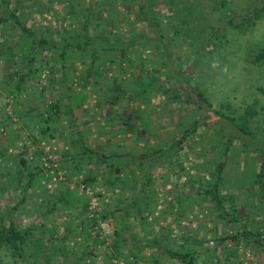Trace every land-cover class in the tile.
Listing matches in <instances>:
<instances>
[{
    "label": "rangeland",
    "instance_id": "obj_1",
    "mask_svg": "<svg viewBox=\"0 0 264 264\" xmlns=\"http://www.w3.org/2000/svg\"><path fill=\"white\" fill-rule=\"evenodd\" d=\"M82 1L85 4L91 1L94 8L98 5V0ZM218 1L153 0L151 7L154 14L158 16L156 27L162 36L156 39L152 37L151 40L147 38L146 41L136 44L130 42L137 31L143 29L144 32L152 33L143 18L137 17L141 14L137 11L136 1H101V8H108L109 13L119 19L114 26L109 27L105 23L103 26L107 31H104L102 35L108 37L114 45L118 44V40L124 41L127 47L120 53L118 48L114 47L103 49L107 57L113 56L112 61L107 58L102 61L99 57L90 59L88 47L81 49L80 52L74 47H65L67 49L66 64L69 63L66 67L65 80L59 78L58 51H55L53 56H49L48 50L37 53L32 65H37L38 68L35 73L30 72L32 78H24L20 91H17L14 84L17 78L15 75L11 80L6 79L5 67L21 66L23 57L20 52L29 49L30 39L20 35V29L12 26L11 23L0 24V46H3L2 44L14 46L11 50L13 63L9 64V58L7 59L3 52L0 53V125L5 127L4 133L1 134L3 144L8 145L9 140L12 139L19 145L21 138H25L30 143V134L38 131V125H33L31 122L34 116L23 114L19 119V116L14 113L12 107L15 95L22 98L14 102L17 112L18 108L21 109L22 106L25 108L29 104H35L41 108L43 101L57 98L60 108L64 111L65 105L72 107L74 115L72 125L62 113L55 121H51L54 128L53 135L41 138L37 143H30L29 151L37 145L40 156L45 158L49 166L42 168L41 173L34 176L38 184H31L24 193L21 192L22 187L15 186V184L22 185L27 177L26 172L22 170L20 182L15 180L14 166L16 164L11 158V156L15 160L17 158L13 151L15 148L7 147L6 156H9L7 160L5 155L0 156V187L5 185L4 189L0 188V214L3 215L4 222L10 217L17 225L23 226L27 222H38L44 218L46 223H49L44 235L48 236L49 231H54L57 235L64 232V228H61L59 224L66 218L69 209L61 207L58 212L45 216L38 202L45 192L53 191L56 186L61 190L64 188L63 184H60V177L71 179L69 184L73 187L76 185L74 178L76 173L70 172L72 160L63 155L62 151L70 147L69 140L78 137L76 133L79 130V132L84 131L82 135L84 142L102 150L108 160L115 162L119 156L128 159L131 166L124 168L127 173L123 175L126 177L127 185H134L132 190L125 188L123 191H116V189L111 191L108 183L97 175V183L86 188L87 192L90 193L94 189L102 191L107 188L106 192L109 196L113 195L112 192H117L112 198H119L122 193L128 196L136 193L139 185L144 183L143 174L148 170L149 182H145L144 185L146 189H151L150 194L152 192L149 196L152 212L146 213V220L138 219L130 210L126 214V220L131 222L129 228L135 231L136 243L142 244L146 238L155 236L166 247L175 246L180 242L194 246L197 242L192 243L191 239L195 238H202L207 245L213 246L214 236L230 233L241 227L257 229L264 233V169L261 181L257 182L255 180L256 164L251 151H244L237 141H233L223 159L222 182L219 188L223 195H230L228 198L233 200L241 216V219L237 221L225 222L217 215L209 197L196 191V188L204 186L205 181L213 178L211 166L217 162L218 153L223 147L217 136H213L208 129L202 128L199 139L189 143L188 149L182 151L179 158L170 156L172 162L165 166L158 165L155 158L151 161L146 157L144 163H153L147 169L145 164L137 167L138 162L135 160L138 152L143 148L145 142L143 137H132L128 131L121 133L113 121L119 115L120 104L127 101L126 94L129 89L155 78L156 87L150 89L148 99L136 98L139 104V118L136 122H140L138 126L141 122H146L147 130L152 132L149 131L147 135L149 148H155L157 142H165L168 137L176 135L178 118H183L185 122L186 119L197 116V109H194L190 100L188 101L186 92L179 86L177 77H174L177 74L181 78L183 87L186 85L183 80H187V84H193L203 92L212 107L219 108L234 117L243 113L248 105L253 106L256 113L250 118L249 126L253 134L264 138V61L248 60L249 54L264 46V16L256 19L252 24L233 27L221 18L219 6L214 5ZM48 3V0H21L20 18L35 36L64 34L61 30L58 33L54 29L58 27L59 18L66 9L67 0H53L51 5L55 10L46 9ZM262 3L264 0H228L226 7L223 6V8L227 12L239 14ZM125 4L130 8H127ZM75 8L77 13L79 7L75 6ZM55 11L60 15L57 16ZM68 17L71 18L63 22V28L72 29L73 26L80 28L79 23L82 22L80 15ZM97 26L90 24L85 32L91 35L99 30ZM114 37L116 41H113ZM138 38L140 39L139 36ZM97 44L99 43L92 47L95 48L96 53H99L102 48ZM102 65L98 75L87 73L90 76L87 82L78 79L79 72L82 71L83 74L93 66L100 68ZM50 66L52 69L54 67L52 72L49 69ZM73 66L75 70L72 69ZM52 78L53 81H51ZM120 88L123 93H118L124 95L119 98L116 105L113 104L110 107L113 120L108 121L105 112L107 104L103 99H109ZM187 89L191 88L187 87ZM39 90L42 91V95L38 92ZM79 95L83 97V100L75 106ZM7 115L11 116L13 122H8ZM73 147H75L74 144L71 148ZM129 149L131 152H128ZM26 156H30L33 163L40 160L39 157L34 158L32 152H28ZM178 160L181 162L179 172L173 165ZM105 163L107 161L100 162V165L95 167L91 164V167L98 169L95 171L104 173ZM205 166L207 169L204 168ZM129 168H133L131 172L128 171ZM65 173L67 176L64 175ZM21 196L22 199H20ZM103 198L105 202L108 201L106 195ZM128 199V197L122 198L121 203L125 205ZM16 200H18L15 203L17 207L11 209ZM89 201L90 199L88 203ZM116 204V201L107 203L111 207ZM74 222L75 217L70 222L71 226L75 224ZM114 222L115 219L112 217L100 222L104 235L111 233ZM126 232L121 230V234ZM36 233L38 234L39 230ZM163 235L165 238L161 237ZM91 240L92 238H84V235L77 231L76 234L68 235L64 241L67 247L64 252L67 249L73 250L66 254L67 260L71 262L80 252L79 248L82 244L84 242L90 244ZM50 242H52L51 239L46 240V243ZM95 247L103 250L104 244L98 242ZM24 250L25 259L0 251V264H36L35 260L42 261V257H46L47 254L46 250L43 251L40 247L32 245L25 247ZM96 252L95 255L86 259L89 264L90 261L96 263L102 258L107 261L105 253L100 250ZM139 252L143 257V260L139 262L141 264L150 263L152 256L158 257L155 264H178L176 260L167 258L161 249L142 247ZM112 264H123L122 258H113ZM220 264H264V251L253 241L241 239L233 259Z\"/></svg>",
    "mask_w": 264,
    "mask_h": 264
},
{
    "label": "trees",
    "instance_id": "obj_2",
    "mask_svg": "<svg viewBox=\"0 0 264 264\" xmlns=\"http://www.w3.org/2000/svg\"><path fill=\"white\" fill-rule=\"evenodd\" d=\"M53 0H48V7L46 9L55 10L51 5ZM101 1L98 0L96 7L92 6V2H88L87 4L80 1H72L67 0V5L64 13L59 18V24L55 31L61 30L64 34L54 36H45L41 34L40 36H35L31 29L23 23V20L19 15V8L21 5V0H0V24L9 22L12 26L20 29V35L29 37V49L21 51L23 60L20 67L12 68L11 65L5 67V72L8 80H11L13 75L17 78L15 79V86L17 91H20L22 87L20 85L24 82L25 77L32 78L31 73H35L38 66L32 65L33 59L37 53H42V51H49V56L52 55L55 51H58L59 55V78L65 80L67 78L66 67H68L69 63L66 64V56H67V48L74 47L75 50L80 52V50L89 48L88 54L90 59H94L99 57L100 60H106V58L112 61L113 56L107 57L105 52L103 53V49H107L110 47L118 48L119 53L124 50L127 45L125 42L118 40V44L114 45L112 41L108 39V37H104L102 34L104 31H107L106 27L103 25L107 23L110 26H114L119 22L115 16H112L108 8H101ZM134 1V0H133ZM137 11L141 15H137L140 19L148 24V28L152 33L144 32L143 29L135 33V36L131 37L130 43H140L141 41H146L147 38L151 40L156 39V37L162 36L161 32L157 29L158 19L157 15L154 14L153 9L151 7V2L153 0H135ZM228 0H219L214 5H218L220 9V15L223 21L233 27H239L241 25L252 24L254 21L262 16H264V3L253 6L247 11L239 14H234L227 12L224 10L223 6L226 7ZM126 7L130 8L127 4ZM75 6H78V10L76 13ZM100 6V7H99ZM105 10V12H103ZM55 14L59 16L60 14L55 11ZM80 15L82 18V22H80V28H76L73 26L72 29L63 28V22L69 20L72 16ZM91 18V20H89ZM98 25L99 30L93 32L91 35L87 34L85 31L89 25ZM109 32V30H108ZM52 33V32H51ZM214 33V32H212ZM134 35V34H133ZM140 37V39L138 38ZM137 38V39H136ZM161 39V38H160ZM115 37H114V40ZM156 41V40H155ZM158 42V41H157ZM96 43L102 50L99 53H96L94 46ZM129 43V44H130ZM0 46V53L3 52L4 55L8 59V63L11 64L14 62L12 60L11 50L14 47L11 44H2ZM126 45V46H125ZM118 55V52H117ZM53 56V55H52ZM51 56V57H52ZM248 60L252 62L264 61V46L260 49L256 50L254 53L248 55ZM103 63V62H102ZM103 65L100 68L97 66H93L90 70L86 71L83 75L82 71L79 72L78 79H83L86 82L88 81L89 75L95 74L98 75L101 72ZM52 72V66L49 67ZM73 70L74 66L72 67ZM31 72V73H30ZM87 73H90L89 75ZM177 77V82L179 86L183 88L186 92L188 101L190 100L193 103L194 109H197V116L194 118L186 119L185 122L183 118H178L177 120V133L176 135L168 137L165 142H157V146L155 148H149L147 135L150 130H147L146 122H141V125L138 126L136 119L139 118V104L136 101V98H145L148 99V92L151 88L156 87L155 78L148 79L144 83L137 84L129 89V92L126 94L127 101L120 104L119 115L115 120H113L110 114L111 106L119 101V98L124 94H120L118 92H122L123 90L117 89V93L113 94L112 97L105 100L107 104L105 107L106 117L109 119L108 121L113 120L116 124L117 130L121 133H125L128 131L132 137H143L144 144L143 148L138 152L135 160L138 162L137 167H141L144 164L146 168L149 169L153 163H144V159L153 161V158L157 161L158 165L169 164L171 161L170 156L174 158H179L182 151L187 150L189 147V143H193L197 141L201 135L200 130L202 128H206L211 131L213 136H217L218 140L223 144L221 152L218 153L217 162L213 163L211 166V170L214 175L212 180L205 181V184L202 188H196V191L201 193L203 196H208L212 202V206L215 208L217 215L222 218L225 222H234L238 219H241V216L238 213V209L231 198H228L230 195H223L221 189L219 188L220 183L222 182V164L223 159L227 155V152L233 143V141H237L244 151H251L254 154V161L256 164V179L257 182H260L261 177L263 175L264 169V138H259L255 134H253L249 121L250 118L256 113V109L253 106L248 105L245 108L244 112L238 114L234 117L232 114H228L223 112L219 108H215L211 106V103L207 100L206 96L203 92L197 88L195 85L187 84V80H183L184 85L181 83V78L179 75H174ZM54 79L52 78L51 81ZM84 84V83H83ZM187 87L191 89H187ZM83 88V87H82ZM42 89V87H41ZM44 89V88H43ZM48 90V89H47ZM42 95V91H38ZM49 92V90H48ZM125 92V91H124ZM192 92L193 94H191ZM129 94V95H128ZM194 95V96H193ZM15 101H20L22 98H18L15 95ZM81 99V100H80ZM83 100V97L79 95V100L75 103V106L79 105V102ZM13 102V111L16 113V116H19L21 119V115H31L34 116L31 121L34 124L38 125L37 133L30 134V143H37L41 138H46V136L53 135V126L51 121H55L59 115L63 113L64 117L69 120L68 122L73 125L74 115L72 111V107H67L66 109H61L58 104V99H51L49 101H43V106L39 108L37 105L29 104L25 108L19 109L18 112L15 108V104ZM81 103V102H80ZM132 103V104H129ZM228 106V105H227ZM16 111V112H15ZM20 111V113H19ZM6 115V114H5ZM8 122H13L11 116H6ZM113 123V122H112ZM31 124V123H30ZM0 125V156H6L7 147H14L13 150L15 152L16 160L13 156H11L13 163L16 164L15 168V180L16 182H20V178H22L21 171L24 170L26 172V178L23 181L22 185L15 184L16 187H22V191L28 188L31 184H38V180H35L34 176L36 174H40L42 168L45 169L46 165L43 163V156H40V152L38 150L37 145L33 148L32 151H29L30 143L25 140V138H21V142L19 145L14 143L12 139L9 140L8 145L3 144L1 134L4 133L5 127H1ZM20 126V125H19ZM32 126V124H31ZM21 127V126H20ZM77 127V126H76ZM75 127V128H76ZM4 129V130H3ZM84 132V131H83ZM82 131L76 133L78 137L71 138L69 140L70 147L75 145V147L62 151L63 155H66L68 159L72 160L70 166V172H75L76 177L75 183L76 185L69 184L71 179L59 178L60 184H63L64 188L61 190L59 187L51 191L45 192L38 202V206L41 207V212L46 216L50 214H54L59 211L61 207H67L68 213L66 214V218L61 220L60 227L64 228V232L60 235H57L54 231H49V235L45 234V228L49 223H46L44 218H41L38 222L26 223L23 226L17 225L12 218H8L6 222H4V217L0 214V251L5 254H9L10 256L23 258L25 259V247L30 245L34 247H40L41 250H46V257H42V261L35 260L36 264H89L86 259H89L97 252L96 250H100L105 253L107 257V261H104L105 258L98 260L96 263L90 264H112L113 258H122L123 264H141L140 261L143 260L142 254L139 252L142 250V247L150 248V249H161L162 252L169 258L170 260H176L178 264H220L225 262H230L235 256L236 247L240 243L241 239H248L253 241L258 247H260L264 251V233L260 230H252L249 228L241 227L239 230H235L230 233H223L218 236H214L215 244L213 246L207 245L205 240L202 238L191 239L192 243L197 242L196 245H187L185 242H180L177 245H171L169 247L164 246V244L160 243V239L152 236L150 238H146L144 243H136L135 241V231L130 227L131 222L126 220V214L130 210L131 213L134 214L138 219L146 220V213L152 212V204H150L149 196L150 188H145V182H149L150 175L147 174V171L144 175V183L140 184L136 193H131L130 195H126L122 193L119 198L115 196L117 192H112V196L108 195L106 189L100 191L97 189L92 190V192L88 193L85 191L89 186L95 185L98 177H102L105 183H108L111 191L113 189L123 191L125 188L132 190L134 187L133 184H126L123 174H126L124 168L131 166V163L128 162V159L123 158L122 156L117 157L114 161L108 160L107 155L103 154L102 150L93 148L89 146L86 142H84V135ZM150 133H152L150 131ZM17 148V149H16ZM28 152H32L34 158H40L39 162L33 163L31 159L26 156ZM128 152H131L129 149ZM27 153V154H26ZM121 153V152H120ZM154 153V155H153ZM9 157V156H8ZM6 156V160L8 158ZM161 157H163L161 159ZM5 160V161H6ZM104 168V173L98 170L97 168H92L91 164L95 166H99L100 162H106ZM6 162H4L5 164ZM181 162L178 160L173 165L177 168V172L181 170ZM104 165V163H102ZM6 165V164H5ZM204 168L207 169L205 166ZM133 168H129L128 171H132ZM209 170V169H208ZM64 175L67 176L65 173ZM70 175V174H68ZM146 180V181H145ZM74 183V184H75ZM10 184V183H7ZM5 185H2V188ZM13 186V187H15ZM38 186V185H35ZM4 189V187L2 188ZM91 191V190H90ZM22 193V195H24ZM107 196L108 201L105 202L103 200L104 196ZM91 196L95 197V204L90 205V201L88 200ZM128 197V202L125 205L121 203L122 198ZM22 199V196L21 198ZM18 200L14 202V205L11 209H15L17 204H15ZM109 201H116V205L111 207L107 205ZM75 217V224L71 226L70 222ZM108 217H112L115 219L114 225L112 227L111 233L103 234L102 227L100 222L107 221ZM39 230L37 234L36 231ZM121 230L127 231L126 234H121ZM76 231L80 234L84 235V238L90 237L92 238L90 244L84 242L81 248H79V253L74 257V259L69 262L67 260L66 254L71 253L73 249H67L69 251H65L67 247L64 245L65 239L71 233H75ZM162 233V232H161ZM165 238L164 235L161 236ZM52 242L46 243V240H50ZM120 240V242H119ZM230 242H227V241ZM103 243L104 249L95 247L96 243ZM202 244V245H200ZM58 251V252H56ZM152 255V254H151ZM158 261V257L152 256V261L148 264H155Z\"/></svg>",
    "mask_w": 264,
    "mask_h": 264
},
{
    "label": "built area",
    "instance_id": "obj_3",
    "mask_svg": "<svg viewBox=\"0 0 264 264\" xmlns=\"http://www.w3.org/2000/svg\"><path fill=\"white\" fill-rule=\"evenodd\" d=\"M43 163H44V165L49 166V164H47L45 158L43 159ZM85 191L87 192L86 189H85ZM88 193H89V192H88ZM90 204H91V205L95 204V197H94V196H91V197H90Z\"/></svg>",
    "mask_w": 264,
    "mask_h": 264
}]
</instances>
